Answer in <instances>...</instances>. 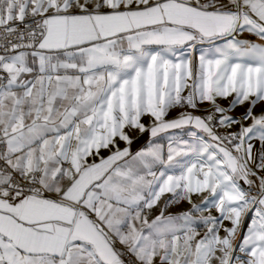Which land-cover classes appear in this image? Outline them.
I'll return each instance as SVG.
<instances>
[{
	"label": "snow or ice",
	"instance_id": "6c2138e0",
	"mask_svg": "<svg viewBox=\"0 0 264 264\" xmlns=\"http://www.w3.org/2000/svg\"><path fill=\"white\" fill-rule=\"evenodd\" d=\"M261 105L264 0H0V264H264Z\"/></svg>",
	"mask_w": 264,
	"mask_h": 264
},
{
	"label": "crops",
	"instance_id": "0c3cea01",
	"mask_svg": "<svg viewBox=\"0 0 264 264\" xmlns=\"http://www.w3.org/2000/svg\"><path fill=\"white\" fill-rule=\"evenodd\" d=\"M245 36L248 37V34L245 33ZM248 38H250V39H252V40H254V41H256V42H262V41H258L257 38H256L255 36H250V37H248ZM197 55H198V53H197ZM229 99H231V98H229ZM220 102H221L222 104H225V105H227V103H228L227 100H222V101H220ZM201 107H202V108H206V107H208V105H207V104H204V105H201ZM261 107H264V105L258 106L256 110H257V111H260V108H261ZM244 110H245L244 107H237V108L233 111V115H237V116H239V115H241V114L244 112ZM175 115H176V111H173V112L170 113V117H171V116H175ZM131 134H132L133 136L137 135L136 132H133V133H131ZM147 137H148V133H144V138L147 139ZM204 195L207 196L208 194L205 193ZM202 199H203V197H194V201H195L196 203H200V202L202 201ZM188 208H190V205H189L187 202H182V203H180L179 205L173 206L169 211H171V212H173V213H176V212H180V211H182V210H186V209H188ZM154 214H156V213L154 212ZM205 214H207V213H205ZM212 214H213V215H217V213H216V211H215L214 209L212 210ZM150 218H151V217H150ZM246 222H247V221H246ZM225 223H227V222H225ZM221 235H223V232H221ZM237 242H239V241H237Z\"/></svg>",
	"mask_w": 264,
	"mask_h": 264
}]
</instances>
